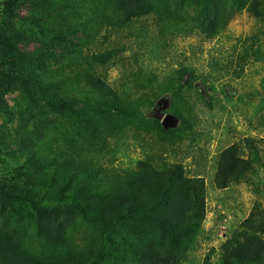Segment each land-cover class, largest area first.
I'll return each mask as SVG.
<instances>
[{
	"label": "rangeland",
	"instance_id": "374dc122",
	"mask_svg": "<svg viewBox=\"0 0 264 264\" xmlns=\"http://www.w3.org/2000/svg\"><path fill=\"white\" fill-rule=\"evenodd\" d=\"M8 1L0 0V34L18 42V54L0 60V76L40 79L48 90L28 94L17 83L2 97L7 108L0 111V264H49L57 258L60 264H148L159 254L168 264H204L212 248L210 264H217L220 246L253 208L264 211L261 165L226 189L213 182L222 150L236 145L240 156L251 158L247 139L264 148V0H258L259 17L248 11L251 0H215L221 24L213 36L190 0H149L152 12L139 18L133 17L135 0H19L14 17ZM59 28L70 35L64 49L54 53L35 43ZM105 51L116 52L112 62L94 64L92 57ZM37 53L49 55L39 68L30 61ZM185 69L180 85L178 73ZM95 78L105 79L122 101L111 130L93 113L86 114L91 130L81 124L86 104L94 102L102 115L110 111L91 93ZM170 83L174 93H162ZM54 95H69L76 102L73 111L43 102ZM179 114L190 124L183 125ZM167 115L174 127L163 126ZM35 153L78 158L98 174L130 171L145 160L182 165L188 177L205 182L196 248L182 257L167 234L149 224L136 230L127 220L138 254L124 250L105 235V225L53 200L59 188L69 197L68 185L52 164L40 166ZM96 182L89 196L97 198ZM32 192L41 194L37 205L52 207L53 216L18 200ZM84 203L90 210L93 204Z\"/></svg>",
	"mask_w": 264,
	"mask_h": 264
},
{
	"label": "trees",
	"instance_id": "16d2710c",
	"mask_svg": "<svg viewBox=\"0 0 264 264\" xmlns=\"http://www.w3.org/2000/svg\"><path fill=\"white\" fill-rule=\"evenodd\" d=\"M19 0H9L7 3L10 16L16 15L19 7ZM133 17L139 18L152 12L149 0H135ZM196 6L199 17L208 24L213 34L217 33L221 22L220 14L216 9L215 0H190ZM258 0H251L248 4V11L255 17L260 16ZM213 17L214 20H213ZM70 35L63 28L52 31L47 39L44 35L35 42L45 46L46 50L56 52L64 49ZM18 43V42H17ZM17 43H12L10 39L0 34V60H11L18 54ZM116 52H103L94 55L93 61L96 65H106L112 62ZM35 61H31L34 66L42 67V62L49 60V55H35ZM28 58L23 59L27 60ZM54 59V58H53ZM56 62V60L54 59ZM180 71L179 82L183 85L186 72ZM17 83H21L24 90L30 94L32 89L38 92H46L48 86L40 79L18 80L14 77L0 76V111L7 108V103L2 99L5 91ZM186 83V82H185ZM174 83L163 86L162 93H174ZM29 88V89H28ZM32 93V92H31ZM91 93L98 100L106 102L110 106L109 114L102 115L100 107L93 104H86V112L81 120V124L86 130H91V121L87 113L96 115L99 122L104 127L111 130L116 124V111H122L121 98L115 93L113 87L103 78L92 80ZM64 94V93H63ZM32 97L31 95H29ZM179 96V94H175ZM52 107L65 108L73 111L76 102L66 97L54 95L50 100L43 101ZM73 107V109H72ZM112 111H115L113 113ZM183 125H189L190 121L182 114H179ZM98 141V136L94 138ZM247 148L251 151V158H243L239 154L238 147L231 145L219 154L217 168L214 174V186L218 190L228 188L232 184L241 182L245 176L254 174L255 166L261 165L264 168V161H261V153L264 155L263 145L256 143L254 139H247ZM34 160L42 167L52 164L56 170V176L67 183L70 196H66V191L59 188V195L53 199L60 201L67 209L76 210L82 213L90 221L105 225V235L115 239L119 245L132 253H137L138 249L133 246V236H129V231L125 227L126 221H132L134 229L143 231L144 225L149 224L157 228L160 232L168 235L175 251L180 256L185 252L195 249L194 238L200 233L202 222L205 219V182L200 176L188 177L182 165L157 163L153 160L138 161L135 168L130 171H111L109 174H98L99 169L91 168L86 162L78 158L50 159L41 153L33 155ZM89 169V170H88ZM96 180L95 194L92 197V182ZM70 181L76 185L70 187ZM66 189V188H64ZM35 192L27 196H19L18 200L29 203L33 208L46 217L54 215L52 207H39L38 198L41 194ZM101 197V198H100ZM104 197H107L105 200ZM89 198L92 200L89 201ZM93 204L90 210L85 209L84 201ZM215 249H210L204 259V264H210L211 254ZM71 256V255H69ZM68 256L63 257L64 259ZM154 259V256L152 257ZM60 259H53L49 264H60ZM168 264V259L159 254L154 260L150 258V264ZM217 264H264V211L259 207H254L247 219L239 228L220 246L219 260Z\"/></svg>",
	"mask_w": 264,
	"mask_h": 264
},
{
	"label": "water",
	"instance_id": "95a60500",
	"mask_svg": "<svg viewBox=\"0 0 264 264\" xmlns=\"http://www.w3.org/2000/svg\"><path fill=\"white\" fill-rule=\"evenodd\" d=\"M175 119L173 117H171L170 115H167L164 117V121H163V126L165 128H171L175 126Z\"/></svg>",
	"mask_w": 264,
	"mask_h": 264
}]
</instances>
